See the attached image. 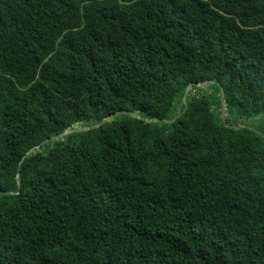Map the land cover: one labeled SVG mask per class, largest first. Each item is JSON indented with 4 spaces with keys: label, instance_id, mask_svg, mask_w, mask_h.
<instances>
[{
    "label": "trees",
    "instance_id": "16d2710c",
    "mask_svg": "<svg viewBox=\"0 0 264 264\" xmlns=\"http://www.w3.org/2000/svg\"><path fill=\"white\" fill-rule=\"evenodd\" d=\"M0 264H264V0H0Z\"/></svg>",
    "mask_w": 264,
    "mask_h": 264
},
{
    "label": "water",
    "instance_id": "95a60500",
    "mask_svg": "<svg viewBox=\"0 0 264 264\" xmlns=\"http://www.w3.org/2000/svg\"><path fill=\"white\" fill-rule=\"evenodd\" d=\"M189 88L190 87H188L187 88V90H186V93L189 91ZM185 93V94H186ZM222 97H223V94H222V92H221V104H222V108H221V110H222V119H223V121L225 120V108H224V101H223V99H222ZM131 117L132 118H134V119H136L137 117L135 116V115H131ZM107 120H104V121H102V123H101V125L102 124H104L105 122H106ZM149 123V122H148ZM237 129V128H236ZM88 129H76L75 131H73V132H82V131H87ZM64 135H66V134H63V135H60V136H58V137H56V138H53L52 140H50V141H56L57 139H59V138H61L62 136H64ZM50 141H45V142H43L41 145H45V144H47V143H49ZM39 147H36V148H32V149H30L27 153H26V155L25 156H27V155H29L30 153H32L35 149H38Z\"/></svg>",
    "mask_w": 264,
    "mask_h": 264
}]
</instances>
